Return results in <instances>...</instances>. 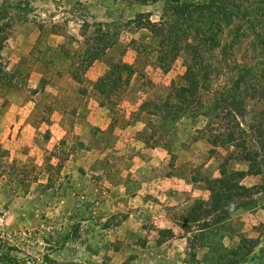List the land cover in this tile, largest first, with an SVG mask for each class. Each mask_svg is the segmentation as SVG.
<instances>
[{
  "label": "rangeland",
  "instance_id": "rangeland-1",
  "mask_svg": "<svg viewBox=\"0 0 264 264\" xmlns=\"http://www.w3.org/2000/svg\"><path fill=\"white\" fill-rule=\"evenodd\" d=\"M29 1L0 13V264H264L256 30L198 50L168 0ZM142 167L147 199L109 187Z\"/></svg>",
  "mask_w": 264,
  "mask_h": 264
},
{
  "label": "trees",
  "instance_id": "trees-1",
  "mask_svg": "<svg viewBox=\"0 0 264 264\" xmlns=\"http://www.w3.org/2000/svg\"><path fill=\"white\" fill-rule=\"evenodd\" d=\"M126 1L130 4L137 3H149L157 2L159 0H121ZM172 4L171 8L173 11H176L178 14H183L185 16L196 15L197 19H193L196 23L202 25L198 30L202 32V35L206 37V41H201L198 45V50L204 47H207L205 43L211 41L213 44L216 37H221L224 27L230 25L234 22V19L242 20L243 23L236 25L233 29L235 34V39L232 40V44L237 41L238 37L241 36V33L245 29L256 30V35L259 38V44L264 49V0H168ZM30 1L26 0L22 4H14L12 2L3 3L0 7V13L10 11L13 8L25 9L31 8ZM86 8V7H85ZM159 28L165 30L162 27V24H156ZM245 26V29H244ZM3 27H0V30ZM171 31V30H170ZM7 39V38H6ZM100 42L103 45L102 49L105 47L109 48L111 46V41L109 39V33L103 32L100 35ZM220 41H217V43ZM228 46V45H227ZM226 46V47H227ZM195 47V46H193ZM201 50V51H202ZM200 55V53H199ZM195 62L189 64V69L193 71L195 69ZM253 71L252 67L243 66L240 67V72L251 73ZM264 74V72H263ZM96 91L100 92V88H95ZM183 90H185L183 88ZM102 91V90H101ZM101 93V92H100ZM102 94H105L102 92ZM7 260L8 262L13 263V258H8L3 255H0V262Z\"/></svg>",
  "mask_w": 264,
  "mask_h": 264
},
{
  "label": "crops",
  "instance_id": "crops-1",
  "mask_svg": "<svg viewBox=\"0 0 264 264\" xmlns=\"http://www.w3.org/2000/svg\"><path fill=\"white\" fill-rule=\"evenodd\" d=\"M133 125V123L130 124V127ZM143 170V167L139 168L138 170L136 169L135 171L133 169L127 168L123 171L114 170L108 175V185L113 190L118 189L119 191H122L134 200H137L141 196L142 199H147V196L144 193L150 191L147 190V182H145L144 185L143 178L145 177V171ZM172 178L168 179H171L172 181Z\"/></svg>",
  "mask_w": 264,
  "mask_h": 264
}]
</instances>
